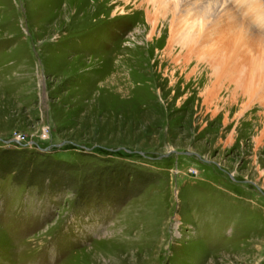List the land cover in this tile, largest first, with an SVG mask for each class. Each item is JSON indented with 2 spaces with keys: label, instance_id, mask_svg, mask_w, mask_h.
Wrapping results in <instances>:
<instances>
[{
  "label": "rangeland",
  "instance_id": "1",
  "mask_svg": "<svg viewBox=\"0 0 264 264\" xmlns=\"http://www.w3.org/2000/svg\"><path fill=\"white\" fill-rule=\"evenodd\" d=\"M79 4L0 0V264H264L263 126L147 85L142 14Z\"/></svg>",
  "mask_w": 264,
  "mask_h": 264
},
{
  "label": "bare ground",
  "instance_id": "2",
  "mask_svg": "<svg viewBox=\"0 0 264 264\" xmlns=\"http://www.w3.org/2000/svg\"><path fill=\"white\" fill-rule=\"evenodd\" d=\"M76 10L85 20L103 10L113 19L142 14L132 36L143 42L133 49L145 56L129 61L143 69L147 85L173 90L185 102L198 92L213 120L221 115L224 124L264 128V0H80ZM106 15L101 18L109 20ZM115 78L130 79L128 73Z\"/></svg>",
  "mask_w": 264,
  "mask_h": 264
}]
</instances>
